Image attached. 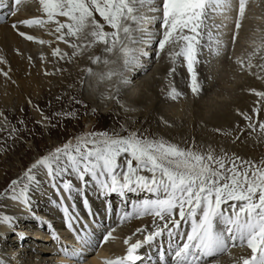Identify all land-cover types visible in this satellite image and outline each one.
I'll use <instances>...</instances> for the list:
<instances>
[{
    "label": "snow or ice",
    "instance_id": "snow-or-ice-1",
    "mask_svg": "<svg viewBox=\"0 0 264 264\" xmlns=\"http://www.w3.org/2000/svg\"><path fill=\"white\" fill-rule=\"evenodd\" d=\"M38 2L42 7L43 18L25 19L13 23L11 27L21 37L34 41V36L19 31L18 24L29 27L47 26L56 41L63 42L74 50L72 56L81 55L83 51L103 44L101 51L106 55H94L89 59L92 64H103L107 70L97 72L91 67L83 69L86 76L96 78L97 87L117 77L118 85L114 90L118 96L121 90L119 86H128L131 83L125 75L127 71L137 66L147 71L141 63V57H147L148 53L143 47L132 45L151 44L155 41L158 44L157 56L166 48L170 49L167 54L173 67L168 75L176 72L175 65L182 59L189 73L190 90L193 95L198 96L203 88L197 70V65L201 63L199 56L202 48L207 46L216 57L228 51V45L222 39L224 33L220 31L227 28V24L209 22L218 15L228 20V14L235 11V31L231 36L234 45L249 0H160V3L157 0ZM13 4L19 6L22 0H12L9 5L0 3V7H12ZM145 8L154 15L146 16L142 11ZM17 10L14 8L10 15H15ZM97 15L100 19H97ZM146 23H152L153 29L144 28ZM105 26L111 30H105ZM213 29L216 31L213 32ZM38 42L42 45L52 43L42 39ZM253 44L255 47L248 54L247 63L240 57L235 63L242 70L256 75L251 72L253 68L264 71V63H253L257 57L264 61V37L258 43L253 41ZM52 55L69 61L72 58L59 47L53 49ZM109 56L117 58L109 59ZM118 61H122V67H108L116 65ZM0 73L8 76L2 70ZM83 82L82 79L81 83ZM250 91L259 98L257 104L264 102V91ZM183 95L174 86L166 93L167 98L172 101H177ZM259 110L258 107L253 109L257 113ZM239 114L250 122L248 127L256 131V124L251 122L252 117L247 113ZM259 130L264 133V122L259 123ZM38 167L45 169L52 178L71 169L80 181L87 184L86 177H90L107 193L123 195L125 190L143 189L157 194L156 199L144 200L136 206V215L150 214L162 224L155 225V230L145 235L143 241L129 243L131 238H126L124 243L129 245L126 255L107 260L105 264H137L141 259L138 251L144 244L165 232L169 237L181 234L178 230L182 222L188 223L191 230L186 234L185 242L177 246L173 253L174 264H204L207 258L227 253L230 246L245 244L250 249V255L242 257L237 264H264V160L256 163L223 150L217 155L210 146L207 151H200L196 147L183 148L164 138L149 137L138 132L121 136L115 131H104L88 133L77 138L75 144L66 143L38 159L24 173L27 181L37 182L34 170ZM101 177L104 179L101 180ZM19 183L18 180L11 181V199L27 204L28 185L24 184L17 192ZM72 187L70 182L63 183L66 191H71ZM132 215L126 212L123 219ZM0 219L4 223H10L7 216ZM113 231L109 230L103 236L104 242L109 241ZM140 231L143 230L137 229V232ZM77 238L82 244L91 245L87 231L82 235L77 233ZM61 251L69 257L80 255L77 249L69 251L67 247H63ZM160 260H165L163 253ZM0 264H4L2 257Z\"/></svg>",
    "mask_w": 264,
    "mask_h": 264
},
{
    "label": "rangeland",
    "instance_id": "rangeland-1",
    "mask_svg": "<svg viewBox=\"0 0 264 264\" xmlns=\"http://www.w3.org/2000/svg\"><path fill=\"white\" fill-rule=\"evenodd\" d=\"M29 1L31 7L29 5L27 6V3L25 5V8H27L23 12H21V8H18L16 14H29L30 12L33 15V12H39L40 15L42 14L41 16H44L42 7L40 6L38 0ZM39 8L40 10H38ZM151 15H154V13H147V16ZM259 15L261 17H264V0H256L255 3L250 1L246 7L245 18L242 21L244 23H242V27L239 30V35L237 36V43L235 42V44L233 45L231 42L228 47L230 53H228L227 51L226 54L220 57H216L210 52L207 46L202 48L201 55L199 56L201 63L197 65V70L199 73V79L203 82V88L202 92L198 96L193 95L190 90L189 74L184 70V67L186 68V66L184 65L182 59L177 63V65H175L176 72L173 75L169 76V70L173 67L172 62L167 55L170 49L166 48L164 52L159 54V56H157L156 52L153 58L154 65L151 63L150 66L153 65V67L150 71L148 70L151 74L155 75L153 81L150 83V85L148 84L145 86L139 84L140 82H136V84L138 85L137 89L139 90L137 92L138 94L136 95L139 96V100H137L134 104L132 103L131 105H129V107L134 110L125 109L123 106L125 104V101H118L116 98L110 102V105L108 106L109 109L107 108L108 110L103 109V100H101L100 97H98L99 103L98 101H94L95 107L90 106L88 104L89 101L85 97V92L82 91L83 93H79V90H77L80 87L79 80L82 76L83 69H78V63L73 59L69 61L67 59H60L59 57H54L52 55L54 49L53 44L57 43V41L53 40L55 43L52 42L50 44L42 45L39 42L35 43L33 41H28L22 37V51H20V53L17 50L13 51L14 55L19 54L21 56L22 71L24 72L23 77L17 80L16 84L18 85V87H20V89H22L24 82L30 79H36L40 85V90L38 89L37 91H34L32 88H29V92L24 96V94H21L18 90H12V82L8 78V76H0L2 81V85L0 88V113L3 114L0 115V218H3L5 216L3 214V211H6L8 213L12 212L11 209L7 208V197L12 196V191L10 188L11 181L18 180L20 182L16 188L17 192L20 191V188L23 187L24 184L28 185L27 191H29L30 188L32 189L33 187L34 190L39 189L38 187H40L42 184L39 182L40 179L38 174H36L37 182H29L24 177V173L32 166V164L35 163L38 159L49 155L57 147H62V145H65L68 142L76 143L77 138L86 136L88 133L92 132L99 133L111 130L118 132L121 136H126L130 132H138L149 137H162L165 140L176 143L183 148L196 147L200 151H207L210 146L217 155H220L221 150H223L230 155L234 153L241 158L248 159L256 163H260L262 160H264V133L260 132L259 130V123L264 122V102L257 104L259 98L254 94V92L250 91V89L264 91V71H261L259 68H253L251 72L256 73V75H253L248 71L240 69L241 73L240 71H238V75L236 74V76H238L240 85L237 86L238 88H241H239L238 93L236 92L237 95L234 94V96L229 93L227 94L226 91L222 92L225 88L221 86L218 78L212 77V75L209 74L213 73L210 72L212 70H210L209 72L205 71L207 63L215 58L217 61H222L223 63L232 56L235 57V63V60L239 57L236 53L238 51L243 52L240 58H243L245 60V63H247L246 52H248L249 54L255 47V45H252V39H254V41H256L257 39L256 42L258 43V40L264 36V22L258 19ZM97 19H100L98 15ZM20 27L23 28V32L31 35L30 33H33L35 31L37 32V29H40V32L41 30H43L44 32L46 30L45 27L47 26L29 27L22 25ZM105 30L111 29L105 26ZM249 37H251L252 39ZM204 43L206 44L207 40H205ZM103 47V44H97L91 50H87L85 52L91 51V53H93V49L97 48L98 50H100L99 55H106L101 52ZM157 50L158 44L156 46V51ZM62 52L65 53L64 50H62ZM108 58L116 59L117 57L109 56ZM11 60L12 59L9 57V60L6 61L7 66L10 64L8 62H11ZM253 63L259 64L264 63V61H261L259 57H257L253 60ZM90 66L91 68H100L104 65H95L91 63ZM110 66L111 65H109V67ZM121 66L122 61H118L116 65H112L111 67ZM226 70L230 71L228 70V68L226 69L223 67L222 72L224 73ZM46 71L48 72L47 74H45ZM205 72H208L209 77L205 76ZM257 76L261 78H257ZM209 79L211 82L210 84H208ZM212 79L213 81H211ZM117 80V77H113L112 81H107L108 84L105 85L104 89L114 91V88H111L110 86L115 85V82ZM27 86H29V83L27 84ZM173 86L184 93V95L177 101H172L166 96V93ZM122 87L126 89L125 86ZM140 88L142 90H140ZM222 88L224 89L222 90ZM124 89L123 91L119 92V94H121L123 98H125L126 96V92H124ZM215 89L217 90V92L214 91ZM105 91L107 92V90H104L103 92ZM72 94H77L79 96L78 101L72 100ZM57 97L62 98L61 104L55 103ZM44 101H48L47 103L49 104H47L45 108H40L39 103ZM138 102L141 103L138 104ZM225 103L228 104L223 107L222 105H224ZM215 105L218 108L217 110H219V112L232 114L233 117H230L229 121L225 119H222L221 121L217 118L214 119L210 117L212 114L211 110L216 109ZM257 107L260 109L258 113L253 111V109ZM155 109L159 110V116L157 115L155 117L153 115V111ZM73 113L76 116L71 115ZM239 113H247L252 117L251 122L256 124V131H252L248 127V124L250 122L246 121ZM65 114L67 115L65 116ZM205 114L207 121L204 120ZM70 115L72 117H70ZM97 115H110L114 116V118L120 117V125L116 124L114 118H110L106 123L107 125L105 124V126H103L99 122H96ZM129 115L140 116L142 118L145 117V119H143L142 121H134L129 117ZM5 117L7 118V120H5ZM212 119L214 120L212 121ZM208 121L216 122L218 126H220L225 131L226 134L219 136L214 132H206L207 126L204 124ZM230 124H232L233 128ZM88 127H91L92 131L87 132ZM103 128L104 130H102ZM13 129H15L16 131H13ZM205 141L207 142V145L205 146L197 144L198 142ZM123 159L124 157L121 158V160ZM65 172L70 174L67 171ZM65 172H62L58 177L52 179V181L55 183L54 180L58 179L60 182H58L57 184L61 183L63 185V183L67 182H70L72 184L71 180L73 179V177H71L72 179H69L71 175L69 176L68 174H65ZM144 174L150 175L147 173ZM86 180L88 181V183L93 182L90 177H86ZM52 181L51 183L54 184ZM87 184H85V186ZM47 189L42 190L43 193L45 192L46 194L47 191L52 190L51 188L49 189L48 186ZM136 191L128 193L126 192L123 195L114 193L112 194V196L106 197L105 202L107 203V201H110L111 203H115L116 206L124 205L123 208H127L126 206L131 207V205H135L134 207H136L140 205L144 200L157 198V194H152L147 190L146 192L139 191L141 193L140 195L139 192L138 195H136ZM50 193H52V191ZM47 194H49V192ZM83 194H81L82 197L84 196ZM126 197L132 198L134 200L132 201V203L129 200V202H126L129 205H125L124 202L126 200ZM134 220H139L140 223H144L143 228H148L150 227V225L152 226V228H154L155 225L162 224V222L158 218L154 219V217L150 214L138 216ZM2 222L3 220L0 219V225ZM180 229L178 231L181 234L174 235L170 237V240H167L168 242L172 241L175 246H181L186 240V234L191 230L190 225L185 222H182ZM26 230V234L23 236L26 237V242H40L41 245L44 244L45 247L43 248L44 250H46V252L48 250L49 253H55L51 249L57 248H53L52 244L46 243V240L40 237L39 239H37V234L32 229L26 228ZM41 232L43 231L41 230ZM13 236L15 237L12 238ZM9 238V241L11 243V239L16 238V233L11 232ZM8 243V241L2 242V244ZM161 243L162 242H158V249L163 245L171 247L168 244ZM26 244L29 245V243ZM20 245L24 246L23 244ZM7 246L9 245H4V247L0 246V252L3 250L6 251L5 249ZM15 247L9 246V250L15 249ZM243 248L247 247L237 246L238 251H241L245 254L244 257L250 255V250H248L247 248L248 251H243ZM68 249L69 251L72 250L71 247H68ZM159 251L161 254L163 253L165 255V249L160 248ZM171 251L173 252L172 247ZM242 253L227 252L225 254L226 256L224 255L223 257L218 258L217 262L219 264H237V262L243 257ZM170 254H168V256ZM226 258H229L228 261ZM11 261V259H8V256H4L5 263L11 264ZM207 263L208 259L205 260L204 264Z\"/></svg>",
    "mask_w": 264,
    "mask_h": 264
},
{
    "label": "bare ground",
    "instance_id": "bare-ground-1",
    "mask_svg": "<svg viewBox=\"0 0 264 264\" xmlns=\"http://www.w3.org/2000/svg\"><path fill=\"white\" fill-rule=\"evenodd\" d=\"M250 1H252L253 3L256 2V0H249V2ZM11 2H12V0H11ZM157 3H160V1L157 0ZM26 4H27V6L28 5L30 6V1L29 0H22L21 5H19V6H16L14 4L13 5L16 9L21 8L22 9L21 12H23L27 8V7L25 8ZM38 10H40V8ZM142 11L147 16V13L149 12L147 10V8L143 9ZM41 15L39 12H36V13L33 12V15L30 12H29V14L28 13H24V14L22 13L19 15H17V14L10 15L9 14L7 23L0 24V61H2V62H0V70L8 73V78L12 82L11 83L12 84L11 85L12 90L13 91L18 90L21 94H24V96L29 92V88H32L34 91H37L38 89L40 90V88H39L40 85L36 79H30V80L24 82L22 89H20V87H18V85L16 84L17 83L16 81L23 77L24 72L22 71L21 56L19 54L14 55L13 51L17 50L20 53V51H22V49H23V44H22V37L20 35H18V32L16 30H14L11 27V25L15 22H19V21H22L25 19L38 18V17L43 18V16H41ZM228 15H229L228 20H225L223 16L218 15L215 17L214 20L210 21V24H213V23L214 24H221V23L227 24V28H222V29H220V31L224 33V35L222 36V39L227 43V45L229 47V45L231 44V36H232L233 32L235 31L234 19L236 18L237 13L235 11H233L232 13H229ZM258 19L264 22V17H261L259 15ZM242 23H244V22H242ZM20 26H22V24H18L19 31L23 32L24 30ZM143 27L146 29L152 30L154 26L152 23H146L143 25ZM156 27L158 28V24H156ZM257 27H258V25H257ZM45 29L46 30L44 32H43V30H41V32H40V29H37L38 30L37 32L35 31L33 33H30L32 36H34L36 38V40H34L33 42L36 43L42 39V40H46V41H52L53 43H55L54 42V41H56L55 37L50 34L49 27H45ZM214 31H216V29H213V32ZM27 32H29V31H27ZM248 33H252V32H248ZM26 34H28V33H26ZM249 38H251V37H249ZM252 40L254 41V39H252ZM256 41H257V39H256ZM258 41H260V39ZM53 45H54L53 46L54 49L59 47L61 50H64V52L67 53L69 57H72L71 59H73L74 61H76L78 63V69H81V68L86 69L88 67H91L90 66L91 60L89 59V57L94 56V55H99V51H100L97 48H94L93 53H91V51L85 52V51H87V50H85L82 52L81 55L72 56L74 50L71 47L67 46L65 43L57 41V43H55ZM252 45H254V44H252ZM132 46L133 47H143L144 50L148 53L147 57H141V63L143 64L144 68L147 69V71L145 72L143 69H141L140 67L137 66V67L131 68L129 71H127L125 73V75L131 81V83L128 86H125L126 89H124L122 87L123 85L119 86V87H121L120 91H123V89H124V92H126L125 98H123V96L121 94H118V96H117L115 90L112 91V90L104 89L105 85L108 84L107 81H105L103 84H100L97 87L96 86V78L95 77H88L85 75V72L82 71V76L79 80L80 81V87L77 90H79L78 91L79 93H81L82 91L85 92V97L89 101L88 104L90 106L95 107L94 101L95 102L98 101V99H99L98 97H100L101 100H103L102 101V105L104 107L103 109H107V108L109 109L108 106L110 105V102L115 99V98H109V97L115 96V97H117L116 99L118 101L124 100L125 101V104L123 105L124 108L127 110H130L131 108L129 107V105H131L132 103L134 104L137 100H139L138 99L139 96L136 95V94H138L137 92L139 91L137 89L138 85L136 84V82H140L139 84H142V86H145L148 84L150 85V83L153 81L155 75L151 74L149 71L152 69V67L154 65V61H153L154 59L153 58L157 52L156 51L157 43L155 41H153L151 44L132 45ZM236 53L238 54L239 57L243 54L242 51L241 52L238 51ZM246 53L248 56V52H246ZM4 55L6 56L7 59L5 58ZM231 55H232V53H231ZM9 57L12 60H11V62H8L10 64L7 66L6 61L9 60ZM234 59H235V57L231 56V58L227 59V61H224L223 63H222V61H217L216 58L212 59L207 63L206 69H205V71H208V72L210 70H212L210 72H213V73H209V74L212 75V77H216L219 79L221 86L225 88V89L222 88V90L224 89L222 92L226 91L227 94L229 93V94H232L233 96H234V94L237 95L239 88H241V87L238 88V86H237V85H239V80H238V76H236V74L238 73V71H240L241 68L238 67L239 65L234 63ZM151 63L153 64L152 66H150ZM223 67L226 69L228 68V70H230V71L226 70L223 73L222 72ZM93 69H94V71H97V72L107 70L105 68V66H102L100 68L96 67ZM184 70H185V72H187V69L185 67H184ZM148 72H149V74H148ZM208 72L207 73L205 72V76H207V77H209ZM221 72H222V74H221ZM47 73L48 72L46 71L45 74H47ZM240 73H241V71H240ZM1 75L3 76L2 73H0V76ZM82 79L84 81L83 84L81 83ZM211 81H213V79ZM76 82H77V80H76ZM28 83H29V86H27ZM115 83H116L115 85H111L110 87L115 89V86L118 85V80ZM210 83L211 82L209 79L208 84H210ZM240 83H242V82H240ZM1 85H2V81H1V77H0V88H1ZM216 89L214 90L215 92H217ZM104 90H107V92L106 91L103 92ZM140 90H142V89L140 88ZM105 93L107 95H103ZM140 95H141V93H140ZM60 97H57L55 103H58V104L62 103V98H60ZM78 97L79 96L77 94L76 95L72 94V100L73 101H76V100L78 101ZM140 98H141V96H140ZM47 102L48 101H46V102L44 101V102L39 103V107L45 108L47 106V104H49ZM50 102H52V101H50ZM98 103H99V101H98ZM106 103H107V105H106ZM140 103L138 102V104H140ZM227 104L228 103H225L222 106L224 107ZM215 107H216V105H215ZM173 109H175V108H173ZM217 109L218 108L216 107L215 110H211L212 114L210 117H212L214 119L217 118L218 120H221V121H222V119L229 121V118L233 117L232 114H229V113L226 114L224 112L222 113V112H219V110H217ZM178 110H179V108H178ZM153 112H154L153 115L155 117L157 115L158 116L160 115V112L157 109H155ZM66 115L67 114H65V116ZM71 115H75V114L73 113ZM71 115H70V117H72ZM207 115H209V114H207ZM129 117L132 118L134 121H142L143 119H145V117L142 118L140 116H133V115H129ZM110 118L112 119V118H114V116L97 115L96 116V119H97L96 122H99L101 125L105 126V124L108 122V120ZM214 119H212V121ZM114 120H115L116 124L120 125V117H116V118H114ZM204 120L207 121L206 114L204 116ZM202 121H203V118H202ZM204 125L207 126L206 132H210V133L214 132L216 135H219V136L226 134L225 131L220 126H218V124L216 122L208 121V122H205ZM230 125L232 127V124H230ZM217 129H219L220 131H216ZM102 130H104V128ZM88 131H92L91 127H88L87 132ZM107 131H109L110 133L113 132L111 130H107ZM68 143H72V142H68ZM72 144H75V143H72ZM197 144L205 146V145H207V142L206 141L205 142H198ZM34 171H35V175L36 174L39 175V179H40L39 182L44 187L42 185L40 187H38L40 190L39 189L34 190V187L32 189L30 188V190L26 192L27 199H28L27 204H24L23 202L18 201V200H13V199H11V196L7 197V201H8L7 208L11 209L12 212L8 213L6 211H3V214L10 218V223L2 222L0 225V246L4 247V245L5 246L9 245V246L15 247V245H16V247H15V249L9 250V246H7L5 249L6 251H4L2 249L3 251L0 252L1 253L0 256H2L3 261H4V256H8V259L12 260L11 264H105V262L107 260H113V259H116L117 257H123L126 255L127 247L129 246V245H126L124 243V240L126 238H129V237L131 238L129 243H135L137 240L143 241L145 235H147V234H149L155 230V227L152 228L151 225L148 228L147 227L143 228L144 223H140L139 220H134L136 217H138L136 215V207H132V206L128 207L127 206L128 208H127V210H125L126 208H123L124 205L119 206L122 209L120 212H118L119 207L116 206L115 203H111L110 201H107V203H106L105 202L106 197L112 196V194H114V193H107L106 190L102 189L96 181L90 182V183H88L89 185L87 184L85 186L84 182H82L78 179L76 173L73 172L71 169H69V171H67V172H69L70 174H68L66 172H65V174H68L69 176L71 175L69 177V179H72L71 177H73V179L71 180L73 187H72L71 191H66L63 189V185L61 183L57 184L60 181L57 179L58 181L54 180L55 181V183H54L52 181V179H55V178L49 177L47 175L46 170L43 169L42 167H38ZM103 179H104V177H101V180H103ZM51 181L54 184H52ZM47 186L49 189L51 188L52 190L47 191L45 194V192L43 193L42 190H44V189L46 190ZM51 191H52V193H50ZM139 191L146 192V190L139 189L136 191L135 194L138 195ZM48 192H49V194H47ZM126 192L128 193V192H132V191L125 190L124 193H126ZM81 194H83L84 196L82 197ZM140 194L141 193L139 192V195ZM83 199L88 201L91 205V208H92L93 214H94V223L88 219H87V221H82L83 218L77 219V218H74L73 215L69 214V217H71V220H69V223L71 224V226L68 229V227H65L64 224H61V221L58 220L61 218V216H60L61 213L58 210L61 207L60 203L64 204L65 206H67V204H68L70 206L71 210H75L76 212H79V214L82 215V211L84 212L83 206L81 203ZM129 200L132 202L134 199L126 197L125 201L129 202ZM132 208H134V210ZM110 209L113 210V213L110 211ZM124 211L132 213L133 215L130 218L125 219V221L117 228L116 224L119 222L120 217L123 216L124 213H126ZM177 218H178V216H177ZM73 220H75L81 226H78V228H77L78 224H76ZM84 223H87L88 225H85ZM181 225H182V223H181ZM26 228L27 229L29 228V229H32L33 231H35V233L37 234V236H36L37 239H39V237H40V238L46 240L45 241L46 243L52 244L53 248H57V249H51L55 253L54 254L49 253L48 250L46 252V250H44V248H43V247H45L44 244L41 245L40 242H36V241H33L31 243L26 242V240H25L26 237H23L26 234V231H28V230H26ZM52 229H54V231ZM77 229L82 230L83 232L87 231L90 234V239H91V245L90 246L82 244L81 241L76 237L77 233H79V232H77ZM137 229H142L143 231L137 232ZM40 230H43V232H41ZM109 230H114L112 237L109 239V241L104 242L102 235H105ZM11 232L16 233V238L11 239V243H10L9 237H10ZM99 234L101 235V237L98 239L100 246H99V248H93L92 245L94 244L96 237H98ZM162 235H165V238L161 237V239H159V237H156L153 241H151L147 244H144L143 246H145V247H143V246L141 247L140 251L138 252L140 257L142 258L140 264H174V261L170 260V255L168 256V254H170L172 252L171 247H169L167 245H163L164 246L163 249L166 250L164 252L165 253V260L163 262L160 260L159 249L163 246H161L158 249V245H157L158 242H162L161 244H164V243L168 244V245L172 244L171 242L167 241V240H170V237L167 235V232L163 233ZM14 237L15 236H13L12 238H14ZM4 241H6V242L8 241L9 243L8 244H2V242H4ZM26 243H29V245H27ZM20 244H23L24 246H21ZM54 245H55V247H54ZM63 247H67V248L71 247L72 249H77V250H79L80 255L74 256V257H69L61 251V249ZM94 249H96V250H94ZM229 251L242 253L241 251H238L237 246L236 247L230 246ZM225 254L226 253L220 254L217 257L207 258L208 259L207 264H210V262H214V264H219L217 262L218 258L223 257ZM242 256L244 257L245 254L242 253ZM228 259H227V261H228ZM4 264H9V263L4 262Z\"/></svg>",
    "mask_w": 264,
    "mask_h": 264
}]
</instances>
